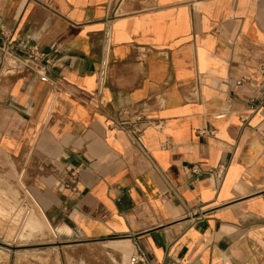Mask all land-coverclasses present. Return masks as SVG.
Listing matches in <instances>:
<instances>
[{"label":"crops","instance_id":"obj_1","mask_svg":"<svg viewBox=\"0 0 264 264\" xmlns=\"http://www.w3.org/2000/svg\"><path fill=\"white\" fill-rule=\"evenodd\" d=\"M262 89L264 0H0V162L55 264H264Z\"/></svg>","mask_w":264,"mask_h":264},{"label":"rangeland","instance_id":"obj_2","mask_svg":"<svg viewBox=\"0 0 264 264\" xmlns=\"http://www.w3.org/2000/svg\"><path fill=\"white\" fill-rule=\"evenodd\" d=\"M21 184L13 163L0 162V264H55L52 231Z\"/></svg>","mask_w":264,"mask_h":264},{"label":"built area","instance_id":"obj_3","mask_svg":"<svg viewBox=\"0 0 264 264\" xmlns=\"http://www.w3.org/2000/svg\"><path fill=\"white\" fill-rule=\"evenodd\" d=\"M110 50V43L108 35L106 34L105 43L103 47V62L106 61ZM40 55L35 47L29 49V52L26 57H21L17 55L10 54L8 56V60L11 65V69L20 70L21 68H31L35 69L39 72L45 69V66L39 63ZM264 90V89H262ZM110 126L124 132L127 137L130 139L132 144L136 146L139 150L143 151V153H147V150L141 141L140 134L143 130L145 124H148V120L142 114L140 110H136L131 107H122L116 109L112 112L109 118ZM77 171L72 170L70 172V183H74L76 179ZM73 186V190H75ZM139 261L147 262L146 257L143 253L139 254Z\"/></svg>","mask_w":264,"mask_h":264},{"label":"bare ground","instance_id":"obj_4","mask_svg":"<svg viewBox=\"0 0 264 264\" xmlns=\"http://www.w3.org/2000/svg\"><path fill=\"white\" fill-rule=\"evenodd\" d=\"M9 204H10V203H9ZM31 219H33V218H31ZM31 219H29V222H30ZM31 221H32V220H31ZM31 223H32V222H31ZM29 224H30V223H29ZM27 226H28V225H27ZM29 226H30V225H29ZM33 226H34V225H33ZM33 226L31 225V227H33ZM9 236H10V235H9ZM32 236H33V235H32Z\"/></svg>","mask_w":264,"mask_h":264}]
</instances>
